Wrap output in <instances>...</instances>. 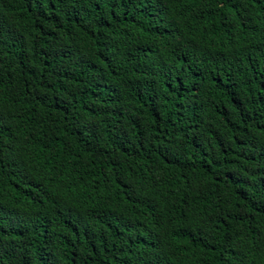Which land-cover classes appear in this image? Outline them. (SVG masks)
<instances>
[{
    "label": "trees",
    "instance_id": "trees-1",
    "mask_svg": "<svg viewBox=\"0 0 264 264\" xmlns=\"http://www.w3.org/2000/svg\"><path fill=\"white\" fill-rule=\"evenodd\" d=\"M0 264H264V0H0Z\"/></svg>",
    "mask_w": 264,
    "mask_h": 264
}]
</instances>
